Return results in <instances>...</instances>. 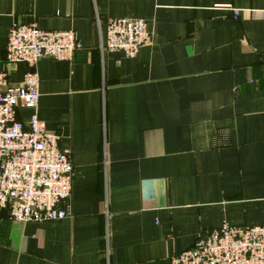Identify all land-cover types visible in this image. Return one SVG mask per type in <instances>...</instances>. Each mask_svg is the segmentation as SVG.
<instances>
[{"label":"crops","instance_id":"0c3cea01","mask_svg":"<svg viewBox=\"0 0 264 264\" xmlns=\"http://www.w3.org/2000/svg\"><path fill=\"white\" fill-rule=\"evenodd\" d=\"M145 20L132 59L107 52L108 19ZM14 23L72 31L70 61L35 65L18 104L60 135L73 167L66 218L0 211V264H170L223 224L264 226V0H0V69Z\"/></svg>","mask_w":264,"mask_h":264},{"label":"built area","instance_id":"2783aa9c","mask_svg":"<svg viewBox=\"0 0 264 264\" xmlns=\"http://www.w3.org/2000/svg\"><path fill=\"white\" fill-rule=\"evenodd\" d=\"M107 52L134 58L149 41L145 20L111 18L105 23ZM82 49L72 31L41 30L35 24L14 23L7 36L5 68L27 65L23 80L10 85L0 69V211L17 223H46L67 216L73 167L69 153L58 145L60 135L47 131L32 114L18 119V104L35 109L39 80L34 70L41 59L70 61ZM170 264H264V226L223 224L201 234L194 245L173 256Z\"/></svg>","mask_w":264,"mask_h":264}]
</instances>
